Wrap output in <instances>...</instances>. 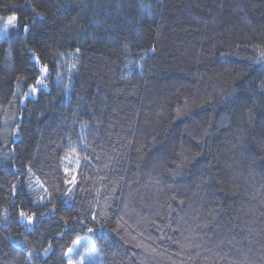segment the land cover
<instances>
[{
    "label": "trees",
    "instance_id": "16d2710c",
    "mask_svg": "<svg viewBox=\"0 0 264 264\" xmlns=\"http://www.w3.org/2000/svg\"><path fill=\"white\" fill-rule=\"evenodd\" d=\"M9 15L0 264H68L84 235L83 264H264V0H0Z\"/></svg>",
    "mask_w": 264,
    "mask_h": 264
},
{
    "label": "rangeland",
    "instance_id": "374dc122",
    "mask_svg": "<svg viewBox=\"0 0 264 264\" xmlns=\"http://www.w3.org/2000/svg\"><path fill=\"white\" fill-rule=\"evenodd\" d=\"M10 16L16 15H9L0 18V40L6 37L10 32L11 26L7 24V20ZM70 249L71 251H69V256L67 255L68 264L70 261L71 264H83L84 262L96 263L100 260L98 256L97 243L93 239L92 235L79 237Z\"/></svg>",
    "mask_w": 264,
    "mask_h": 264
},
{
    "label": "snow or ice",
    "instance_id": "6c2138e0",
    "mask_svg": "<svg viewBox=\"0 0 264 264\" xmlns=\"http://www.w3.org/2000/svg\"><path fill=\"white\" fill-rule=\"evenodd\" d=\"M15 21H17V17L16 16H10L7 20V24L10 25L12 28H16L18 25L15 23ZM25 32H27L26 27H25ZM44 71H47V69L45 68ZM85 160H87V157H85ZM70 183H75V177H73V180L70 181ZM93 219H95V217H93ZM89 231H92V229H89ZM69 251H71V249H69ZM69 264H71V261L69 262Z\"/></svg>",
    "mask_w": 264,
    "mask_h": 264
}]
</instances>
